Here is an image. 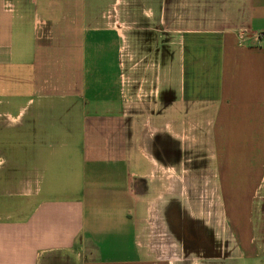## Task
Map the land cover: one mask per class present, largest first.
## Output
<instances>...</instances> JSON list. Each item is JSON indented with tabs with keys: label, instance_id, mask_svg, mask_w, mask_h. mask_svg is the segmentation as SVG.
Instances as JSON below:
<instances>
[{
	"label": "crops",
	"instance_id": "0c3cea01",
	"mask_svg": "<svg viewBox=\"0 0 264 264\" xmlns=\"http://www.w3.org/2000/svg\"><path fill=\"white\" fill-rule=\"evenodd\" d=\"M261 33L264 0H0V146L36 170L5 182L0 264H260L183 241L168 179L184 137L263 162Z\"/></svg>",
	"mask_w": 264,
	"mask_h": 264
},
{
	"label": "rangeland",
	"instance_id": "374dc122",
	"mask_svg": "<svg viewBox=\"0 0 264 264\" xmlns=\"http://www.w3.org/2000/svg\"><path fill=\"white\" fill-rule=\"evenodd\" d=\"M122 60L125 65V47ZM202 123L206 124L205 117ZM9 140L13 141V138ZM182 140L184 149L178 147L182 162H192L187 161L191 158L196 162L203 150L189 148L200 147L209 156L205 160L213 165L205 170V167L188 163L191 170H183L181 186H178V181L176 184L174 179L172 182L168 179V194L181 188L182 240L216 244L230 241L234 244L247 239L258 246L262 245L263 254L258 261L264 264V155L260 163L255 155L236 152L222 154L217 152L218 147L214 148V152L212 148L208 149L206 138L184 137ZM20 164L26 166L28 176L35 180L36 170L32 168L30 155L16 151L4 139L0 146V198L7 203L15 200L16 194L14 187L5 185V182L13 177L14 181L20 178ZM171 204L174 207L175 203ZM235 260L232 264H244L239 258Z\"/></svg>",
	"mask_w": 264,
	"mask_h": 264
},
{
	"label": "flooded vegetation",
	"instance_id": "af4514ba",
	"mask_svg": "<svg viewBox=\"0 0 264 264\" xmlns=\"http://www.w3.org/2000/svg\"><path fill=\"white\" fill-rule=\"evenodd\" d=\"M176 143H177V147H179L181 149H184V146H183V140L182 142L180 141V139H177L176 140ZM178 149V148H177ZM190 149H198V150H203V152H201V154L199 155L198 159L195 161V159L191 158L190 160H187V161H192V162H182V157L179 156V153L181 152V150H178L177 152V155H176V160L177 162H179L182 166H183V169H187V170H191L190 168H188L187 164L188 163H191V164H196L197 167H205V170H208L209 167L213 166L212 165V162L210 161H206L205 159H209V156H206V153L204 152V149L200 148V147H197V148H189ZM209 149V148H208ZM185 151V150H184ZM175 156V155H174ZM201 156H205V157H202L200 158ZM193 157V156H192ZM199 159L203 160V161H199ZM171 160H174L171 155L168 153L167 154V158H166V161L169 163ZM184 160V159H183Z\"/></svg>",
	"mask_w": 264,
	"mask_h": 264
},
{
	"label": "built area",
	"instance_id": "2783aa9c",
	"mask_svg": "<svg viewBox=\"0 0 264 264\" xmlns=\"http://www.w3.org/2000/svg\"><path fill=\"white\" fill-rule=\"evenodd\" d=\"M243 34H244V31L241 32V36H243ZM259 40L262 41L263 42V45H264V33H261L259 35Z\"/></svg>",
	"mask_w": 264,
	"mask_h": 264
}]
</instances>
